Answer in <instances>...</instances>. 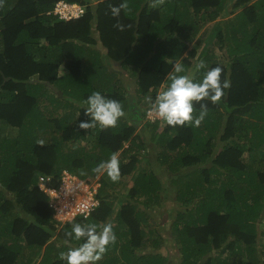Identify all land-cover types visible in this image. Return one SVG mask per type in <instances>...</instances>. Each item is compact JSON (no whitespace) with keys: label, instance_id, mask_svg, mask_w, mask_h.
Masks as SVG:
<instances>
[{"label":"trees","instance_id":"16d2710c","mask_svg":"<svg viewBox=\"0 0 264 264\" xmlns=\"http://www.w3.org/2000/svg\"><path fill=\"white\" fill-rule=\"evenodd\" d=\"M58 1L0 0V264H65L55 243L74 241L73 223L112 218L116 241L98 263L168 264L148 251L143 227L168 199L181 205L172 222L180 264H264V0H67L86 7L69 21L51 13ZM180 5L197 23L182 22ZM213 21L199 52L194 39ZM177 61L186 74L200 61L219 66L230 81L216 103L194 102L193 116L207 105L198 127L145 121ZM93 92L122 105L115 127L79 128ZM113 154L116 182L94 171ZM64 170L97 178L100 205L58 229L41 177L56 186ZM126 177L127 192L112 194Z\"/></svg>","mask_w":264,"mask_h":264},{"label":"clouds","instance_id":"9594fccd","mask_svg":"<svg viewBox=\"0 0 264 264\" xmlns=\"http://www.w3.org/2000/svg\"><path fill=\"white\" fill-rule=\"evenodd\" d=\"M96 1L95 4H97ZM60 3L76 6L79 10L83 9V11H79L70 17H64L59 11ZM126 7V3L113 6L111 13L114 17H118L121 10ZM51 13L60 19L69 21L81 18L86 13V7L81 3L59 0ZM117 26L122 28L120 25ZM95 30L97 31V28ZM222 72L221 67L217 66L209 69L204 61H200L195 64L190 73L186 74L183 63H174L173 71L168 75L169 83L164 90L156 95L154 100L149 101L150 109L147 110V115L152 116V121L158 119L170 127L184 126L185 124L198 127L207 115V105L201 103L199 115L193 116L194 102L209 99L211 102L216 103L225 95L224 90L230 87V81L227 79L221 80ZM198 73L201 74L199 79H197ZM82 109L84 115L89 119L80 122L79 128L81 129H90L95 126H99L100 129L115 127L118 120L124 116L120 102L109 99L100 92H93L88 96L82 102ZM94 171L106 173L113 182L118 181L120 179V160L118 156L113 154L108 161L99 164ZM93 182L99 183L98 180H92ZM57 226L60 227L61 225L57 224ZM66 235L74 241H83V243H80L77 247H69L67 252H61L60 259L65 261V264H98L108 247L116 241V234L111 223L103 226L94 223H73L71 231Z\"/></svg>","mask_w":264,"mask_h":264},{"label":"rangeland","instance_id":"374dc122","mask_svg":"<svg viewBox=\"0 0 264 264\" xmlns=\"http://www.w3.org/2000/svg\"><path fill=\"white\" fill-rule=\"evenodd\" d=\"M91 2L93 4L94 7H96L95 5V1ZM184 9V7H182L181 5L178 7V12L181 18H183L182 22L185 21H189L191 23H197L193 17L191 16V13L189 14V10ZM191 12V11H190ZM215 25V21L213 22H209L207 25H205L198 33V35L195 37L194 41H197V38H201V42L198 40V42L201 43V47L199 48V52L206 46L209 44V42L206 40L210 34V31L212 29V26ZM94 35H98L97 31L94 29ZM98 37V36H97ZM98 47H100V45L98 44ZM214 52V50H213ZM221 50L218 47H215V54L216 55H220ZM164 90V88L162 89ZM152 116H150L149 114L145 116V121L146 119L148 120H153L151 118ZM160 125H163L160 124ZM7 129V130H6ZM10 128L9 125H5V129L4 132L5 133H9ZM5 137V136H4ZM47 139H50L49 137H47ZM150 146H151V142H150ZM146 155L152 159L155 158L154 156L151 155L150 152L147 151ZM155 164V163H152ZM147 165V161L144 160L140 163V165L137 167V170L139 171L141 168H143L144 166ZM136 171V173L138 172ZM124 182L126 183L125 185V191H122V188L124 187V185L122 184L121 186H119L118 188L112 190V194H117L118 196H121L123 193L126 192L129 184L132 183V180L130 177H126L124 178ZM111 192H109L108 194H110ZM166 197L168 196H172V197H176V193L167 195L165 193ZM181 207V205H179L178 203L174 202L171 199L167 200V203L164 206H155L152 207V210H155L154 212L151 213V216L148 217V223L143 224L144 227V236L147 238L148 243H147V247H148V251H155V252H160L163 255H165L168 258V264H180L181 263V257H180V251L179 249L176 247L175 245V236L173 234V219L175 216V212L176 210ZM150 209V210H151ZM108 223H111L113 226H115L117 224V221L115 220V218H112ZM107 224V223H106ZM120 229V228H119ZM150 230H154L153 232H149ZM116 231V230H115ZM151 240V241H150ZM157 240L159 242L158 246L154 245V241ZM63 242L60 241H56L55 244H59L61 245ZM100 264V263H98Z\"/></svg>","mask_w":264,"mask_h":264},{"label":"built area","instance_id":"2783aa9c","mask_svg":"<svg viewBox=\"0 0 264 264\" xmlns=\"http://www.w3.org/2000/svg\"><path fill=\"white\" fill-rule=\"evenodd\" d=\"M59 11L62 16L70 17L83 9L60 3ZM50 179L41 177L42 188L50 197L54 219L58 225L76 219H88L100 205L98 198L100 183L85 181L68 170H64L56 186L51 182L46 183Z\"/></svg>","mask_w":264,"mask_h":264},{"label":"crops","instance_id":"0c3cea01","mask_svg":"<svg viewBox=\"0 0 264 264\" xmlns=\"http://www.w3.org/2000/svg\"><path fill=\"white\" fill-rule=\"evenodd\" d=\"M220 18H218L217 20H219ZM216 22V21H215ZM204 29V28H203ZM195 40V39H194ZM199 40V38H197V41ZM197 41H194V42H197ZM193 42V43H194ZM201 47V46H200ZM177 62H180V61H177ZM173 71V68L167 73V75H166V77L168 78V75L171 73ZM167 86V84L163 87V88H165ZM163 88H161V89H163ZM160 91H162V90H160ZM131 92L134 94V95H137V84L135 83L134 84V86L132 87V89H131ZM146 107V106H145ZM142 122H143V120H142ZM141 122V123H142ZM141 123H140V125H141ZM84 144H86V143H84ZM131 178V177H130ZM94 180H98L97 178L96 179H94ZM131 180H132V178H131ZM133 182V181H132ZM132 185V183L131 184H129V186L128 187H130ZM126 192H127V190H126ZM62 226H60V227H58V229L59 228H61ZM55 237V236H54ZM54 237H53V239H54ZM59 245V244H58ZM57 245V246H58ZM59 246H65L66 247V250L68 251V248L69 247H77L78 246V244L76 243V242H74V241H71V242H69V243H62L61 245H59Z\"/></svg>","mask_w":264,"mask_h":264}]
</instances>
